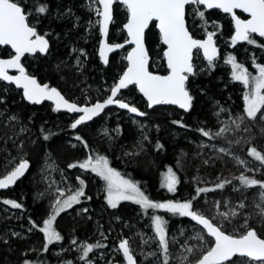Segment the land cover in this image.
I'll list each match as a JSON object with an SVG mask.
<instances>
[{
	"label": "trees",
	"instance_id": "obj_1",
	"mask_svg": "<svg viewBox=\"0 0 264 264\" xmlns=\"http://www.w3.org/2000/svg\"><path fill=\"white\" fill-rule=\"evenodd\" d=\"M82 1L83 0H20L26 13L29 14V24H35L34 26L39 34L45 35L46 32L47 34L45 36L49 40V49L45 54L36 53L33 56H25L22 60L23 64L27 71L35 76L40 83L58 88L66 98L69 100L75 99L79 104L83 103L86 98L89 103L95 102L98 97L102 98L101 93H105V90L101 89L100 85H108L111 81H115L126 66L124 54L121 53L125 48L111 54L106 64L100 61L97 50H95L96 41L98 40L96 28H94V32L91 30V36H86V25L84 21L87 18V11L84 10ZM39 3H47L48 11L46 13L39 14L35 12V8ZM203 11L207 21L210 20L216 23L215 35L219 40L222 41V39H224L232 42L231 20L227 14H223L218 10L203 9ZM126 18V10H123L121 4L115 2L113 6V20L115 19L119 24H123ZM186 20L187 27L191 34L196 38H202L204 34L199 33V29L201 28H197L196 25L198 22H202L201 27L205 28L204 21L201 20L199 16L197 19L193 20L189 12V5L186 7ZM117 28L118 25L115 26L113 24L109 30L108 38L111 42H122L125 39L124 31L122 29L116 31ZM257 40L264 42V38L260 39L257 37ZM145 43L150 56V70L158 73H165L167 69L164 61H162L161 67L157 70H155L151 64L154 53L156 51L163 52L164 48L159 41L158 32L155 27V22L153 21L145 32ZM242 43L243 42H236V45L240 46ZM8 52L9 49L7 47L2 48L1 56H7ZM195 55L196 52L193 53V62L196 61L194 58ZM76 56L80 57L84 63L82 70L78 74L70 68L71 65L67 64ZM218 61H220V59H218ZM203 62L206 64V68L202 72H195L194 75H190L189 79L186 81V88L194 98L191 108L187 112H183L169 105H158L148 110L144 99L136 91L135 86H128L121 91V93L130 98V103L143 109L147 116L151 115V118L159 122L162 127L157 133H152L150 135V142L145 144L147 148L143 153L135 155L130 154L128 156L123 152L126 149H130L129 151L131 152V143L136 139V132L128 122L123 119L113 121L111 116L105 119L109 127L115 125L117 128V135L114 136L115 145H113L111 154L108 155L111 165L123 176L136 182L149 198L157 197L155 196L156 194H162L164 188L158 180L162 177L161 174L163 170L167 168H171L177 173L179 185L177 189H179L178 187L180 186L184 189L186 187L189 189L188 192L194 188V186L188 184L191 178L197 180V185L201 184L199 179L204 178L206 179L205 181L208 182H225V176H228L229 172L234 170L232 168L231 157L222 152L210 150L195 153L191 151V148L186 142L189 138L187 133H191L190 129L192 124L209 122V113L212 110L211 104L213 102H217L225 107L230 106L238 111L243 109L241 92L237 86V81L232 79L229 68L218 67V65L214 63L210 64L206 59H203ZM194 69L196 70L197 68L194 67ZM84 79L85 82H88L92 87V92H87L86 95H83L78 87L79 81ZM72 87L78 88L75 89ZM98 91L100 93H98ZM0 98H3V103H0V109H5L10 113H14L18 121L20 120L19 122L21 124L29 128L37 139V143L33 144L26 138L27 136L19 137L14 140L13 144L9 141L6 143L0 141V158L8 151L16 155H20L23 152L27 155L24 159L30 162L29 169L25 176L17 181L11 188L0 194V197H7V200L19 203L21 205L19 209L24 212L21 220L0 218V226H4L5 229H22V232L25 233V238L12 236L9 233L5 234V243L1 246V250H3L8 259L1 260L0 257V264H15L20 263V261L22 264H25V261L31 263L33 258L36 260V262L33 261V264H49L51 263L49 260V253L41 249L40 230L37 228L39 222L46 216L49 200L45 198H33L34 188L31 182H29V177L34 170V165H39V161L41 157H43L45 151H49L60 163L65 164L68 160L72 159L77 151L81 153L82 149L70 150L65 145L64 137H66L65 135L68 134L67 132L69 130L67 128V119L64 118V111H58L54 109L51 104L45 102L41 105L29 104L24 100L20 90L14 94L11 91V86L1 84ZM112 110H114L113 107L107 109L102 115L87 124L92 127L94 124L99 123V121L104 120L102 116ZM164 110H170L173 113L171 115L165 114L163 112ZM121 113L122 112H119V114ZM246 124L248 129L246 132L241 133L243 136L241 138L240 147L234 144V138H229L228 140V144H230L233 149L239 152L243 151L244 153L249 145L248 142L250 137H248V133L253 134L254 138L252 140L257 144L264 143V135L261 136L260 134L264 132L262 130V128L264 129V124L258 120V117L246 121ZM169 126L175 128V135L169 133ZM27 128L24 132L27 131ZM74 130H77V128ZM7 133H5L6 136ZM45 135L49 137L47 140L44 139ZM92 139L94 138H87L89 144H93L96 148H101L102 151H107L103 142H95ZM157 145L161 147H157ZM116 150L119 151L121 160L119 159L120 157H115ZM166 166L167 168H165ZM256 171H258L260 175H264V169H257ZM255 187L258 186L245 187V191H242V196L245 197L246 200H249V202L245 204L242 214L243 218H246L247 224L250 227L256 228L257 233L264 238V228L263 230L261 229L262 231H260V228L258 229V227H263L258 212H256L250 204V199H252L254 195L252 191ZM176 193H168V195L171 197L176 195ZM90 201L91 205L95 206L94 203L96 200L92 198ZM209 202L211 203L210 200ZM210 203L208 205H210ZM3 205L15 209V207H12L10 204L3 203ZM123 206L124 204H119L113 210V214L117 219L116 223H118V225H116L118 227L122 226L123 219L131 220V223L138 220L142 221L145 212L135 214L132 212V207L123 208ZM204 209L206 211H202L208 214L207 209ZM60 216L63 215L61 214ZM80 220L83 221V219ZM171 220L176 221V218H171ZM231 220L233 226L241 228L237 218L232 217ZM78 222L72 223L75 229L71 232L72 234H77V237H80L84 234L86 229H88V231L90 230L91 220L84 221L81 225L78 224ZM225 227L226 228L223 230L226 231L228 226ZM107 242L108 240L105 241L102 248L107 245ZM237 260H235V264Z\"/></svg>",
	"mask_w": 264,
	"mask_h": 264
},
{
	"label": "rangeland",
	"instance_id": "obj_2",
	"mask_svg": "<svg viewBox=\"0 0 264 264\" xmlns=\"http://www.w3.org/2000/svg\"><path fill=\"white\" fill-rule=\"evenodd\" d=\"M82 2L84 4V10L87 11H85L87 13V18L84 21V24L86 25V36H91V30L92 32H94L93 30L94 28H96L98 40L96 41L95 50H98L100 41V17L96 14V9L100 8L96 0H83ZM122 8L123 10L125 9L124 6H122ZM195 9L203 11L204 8L201 5H189V12L193 20L197 19V17L199 16ZM113 24L115 26L118 25L116 31L122 29V24H119V22L115 19L112 21L111 27ZM201 25L202 22H198L196 27L201 28L199 29V33L204 34V36H206L208 32H216V23L210 20H208L207 25H204L205 28L201 27ZM231 29L233 33L232 23ZM46 34L47 33L45 32V35ZM214 37L220 49V57H217L214 61H212V63L218 65V67L221 66L229 68L232 76V65L230 63H226L228 57L232 56L235 58V63L243 65V67L247 70L251 77L259 75V70L256 65H264V47H262L264 46V42L256 40L253 37L256 40V43L250 44L247 41H243L242 45L238 46L236 45V43L234 44L233 42H229L228 40L222 39V41H220L216 35H214ZM121 53L125 56L126 48L125 50L121 51ZM194 58L196 61L193 62V65L197 68L195 72H202L206 68V64L203 62L204 58L199 51H196V55ZM218 59H220V61H218ZM162 61H164L163 52L156 51L151 59L152 67L157 70L161 67ZM67 64L71 65L70 68H72L76 74L80 73L84 66L82 59L78 56L74 57L70 61V63L68 62ZM116 79L115 81H111L108 85H100L101 89L105 90V93H101L102 98L98 97V99L95 101L102 100L108 95L111 87L116 82ZM79 82L81 83L78 84L79 91L83 95H86L87 92H92L91 85L88 82H85V79ZM0 84L11 86V91L14 94H16L18 91L12 85H8L3 81H0ZM237 86L239 88V91L241 92L243 109L238 111L230 106L225 107L221 104H218L217 102H213L211 104L212 110L209 113V122H198L197 124H192L190 129L191 133H187L189 138L187 139L188 141H186L192 152L201 153L210 150L222 152L225 155L231 157V163L233 165L232 168L234 170L232 172L230 171L228 176H225L228 183H225L224 181L208 182L205 181L206 179L204 178L199 179V181H201V184L197 185V180L191 178L188 181V184L194 186V188L190 192H188V188L185 187L184 189L182 186L178 187L179 189H177V186H179L178 183L175 190L177 193L175 191L169 192L167 187L163 186L165 174L169 169L166 166L165 168L167 169L163 170L161 174L162 177L158 180L159 182H161L160 184L164 188L162 194H156L155 196L157 197H151L150 199L154 202L165 203L167 201L186 202L193 197H196V199L193 201V210L197 211L198 213L204 214L208 218H211L216 224L222 225L223 229L226 228L225 226H228V229H226L227 232L239 235L240 233L246 231L245 225H247L248 228H252L255 230L256 228L250 227L247 224L246 218H243L242 212L245 208V204L249 202V200H246V198L242 196V191H245V186L241 185L238 177H240L241 174H244L250 178L264 181V175H260L259 172L256 171L257 169L263 170L264 164H262L260 161L256 160L252 155L249 154V150L253 147L256 148L257 151L261 154H264V143L257 144L252 140L254 138L253 134L248 133V137H250L248 142L249 145L245 153L243 151L239 152L233 149L232 146L228 144L229 138H234V144L237 145V147H240L241 138L243 136L241 133L246 132L248 129L246 121L252 120L251 118L246 117V105L244 101V95L250 89L249 87H246L241 81H237ZM78 87L72 88L76 89ZM98 93L100 92L98 91ZM119 98L130 103V98L123 93H120ZM84 100V104L93 103H89L87 101V98ZM73 101L77 102V100L75 99H73ZM113 108L114 110L102 116L104 120L99 121V123L94 124L92 127L87 123L78 125L77 130H74L71 127L76 116L64 112V118L67 119V128L69 130L67 132L68 134L65 135L66 137H64L65 145L70 150H78L79 148H81V153L80 151H77L72 159L68 160L64 164L60 163L57 158H55L54 155H52L49 151H45L43 157H41L39 161V165H34V170L29 177V182H31V185L34 188L33 198H45L49 200V206L47 207L46 211L47 213L43 220L48 219L49 216L53 214L52 206L57 199L63 201L81 187L83 188L84 192V195L80 197L79 202L74 203L71 207L65 209L63 212L57 215L56 219L53 221V229L59 232V234L62 236V239L60 241H53L51 244H49L45 238V234L40 231L41 249L42 251H48L49 260L51 261V263L49 264H69V262H71V264H112L113 262L124 263L122 255L117 247L118 242L123 239H126L128 241L130 251L134 255L137 264H162L164 259V252L160 246L159 237L155 232L152 220V217L156 215L161 216L162 219L166 221L164 225L165 234L166 240L169 244V254L171 257L169 264H179V259L183 256L191 257L192 254L186 251L188 247L195 249L197 254L202 253L204 249L209 246V242H211L212 239L208 237L198 225L193 223L190 217L174 215L164 209L145 210L141 205L137 204L133 200H122L117 204V206L119 204H124L123 208L132 207L131 209L133 213L140 214L139 212H145V215L144 217H142V221L138 220L133 223H131V220L123 219L122 226L118 227V223H116L117 219L113 214V210L115 208H112L107 202L106 181L99 175H97V173L93 172L91 168L83 169L78 166L89 156H92L93 159L98 156H103L108 160L109 167L114 168L110 163L108 155L111 154L113 145H115L114 136L117 135V128L115 125L109 127V125L105 121V119L109 118L110 116L113 121L118 119L125 120L131 125L132 128H134L136 132V139L131 143L132 153L129 151L130 149H126L125 151H123L128 156L130 154L135 155L138 153H143L147 148L145 144L150 142V135L152 133H157V131L161 130L162 128L159 122L151 118V115L147 116L145 114L144 117H137L135 115L129 114L126 111H121L115 107ZM221 109H223V111H221ZM119 112L122 113L119 114ZM163 112L169 115L173 113L170 110H164ZM13 116L16 117L14 113H10L5 109H0V141L2 143H6L9 141L13 144L14 140L18 139L19 137L27 136L26 138H28L31 144L37 143L35 134L30 131L29 128L21 124L19 122L20 120L18 121L17 117L15 120L10 119V117ZM241 116L245 117L242 122L238 119ZM257 117L258 120L264 124V120L260 119V114H258ZM237 125L239 126L237 127ZM26 128L27 131L24 132ZM221 128H226L227 131H225L220 136H215L214 134ZM200 129L209 131L213 133V135L210 137H205L200 132ZM168 130H170L169 133L175 135L176 131L174 127L169 126ZM262 130L264 131L263 128ZM5 131H7L8 133ZM5 133H7V136L5 135ZM260 134L261 136H263L264 132ZM77 137H80L81 139H77ZM87 138H94L92 140L95 142H103V144L106 146L107 151H102L101 148L99 149V147L96 148L93 146V144H89ZM221 149H224L225 151H221ZM118 150L115 151L116 158L120 157ZM26 156L27 155H25V153L23 152L20 155H16L11 151L5 152L0 158V177L13 169L20 162V160L26 158ZM119 159L121 160V157ZM239 161H244V163H240ZM72 164H76L77 167H69V165ZM174 172L176 173V171ZM123 177L125 179H129L125 176ZM81 181H83V184H81ZM220 183H223L224 186L222 188H217L216 185ZM197 188H206L209 189V191L200 193L197 196ZM261 191H264V189H261L259 186L255 187V189L252 191L254 195L252 199H250V204L253 206V209L258 212L261 224L263 225V227H258V229L260 228V231H262L264 228V216L260 214V208L257 207V205L264 206V201H262L260 198ZM61 193L63 194L61 195ZM168 193H176V195L170 197ZM6 198L2 196L0 197V218H14L17 220H21L23 218L24 212L19 208L14 209L5 207L3 203L5 200H7ZM92 198L96 200L94 203L96 208L94 205H91L90 200ZM209 200L211 201V203L209 202ZM208 202L210 203V205H208ZM204 208L207 209L208 214L202 211H206ZM85 209L87 211H85ZM233 212L235 213V215L231 214ZM221 213H229L228 218L225 219L221 215ZM61 214L63 216H60ZM232 217L238 219V224L241 226V228H238L237 226H233L231 224ZM171 218H176V221L171 220ZM80 219H83V221ZM43 220H41L37 225V228L39 230L41 227H43ZM90 220V231L86 229L84 234L82 231L83 235L80 237H77V234H72L71 231L75 229L72 223L79 221L78 224L81 225V223H83L84 221ZM8 233L12 236H20L25 238V233L22 232V229H5L4 226H0L1 260L8 259L3 250H1V246L3 245V243H5V234ZM14 233L18 235H13ZM198 235L203 236V240L197 239ZM74 240L76 241L75 244H73ZM106 240H108V242L106 243L107 245L102 248ZM84 243H99L102 246L94 248L86 258L81 259L83 255L81 246ZM151 253H155V255H150ZM241 260L242 258L238 259L236 261V264H241ZM33 261L36 262L35 258H33ZM33 261L30 264H33ZM15 264L22 263L20 261V263Z\"/></svg>",
	"mask_w": 264,
	"mask_h": 264
},
{
	"label": "snow or ice",
	"instance_id": "obj_3",
	"mask_svg": "<svg viewBox=\"0 0 264 264\" xmlns=\"http://www.w3.org/2000/svg\"><path fill=\"white\" fill-rule=\"evenodd\" d=\"M96 2L103 6L102 11L96 9V14L102 17L99 21L100 32L107 36L108 26L112 20L114 0H96ZM121 2L128 12L127 23L124 24V28L127 30L130 39L126 40L125 43L117 44H108L106 41H102L100 56L107 63V53L112 52L114 49H122L125 44H134L135 46L127 53V70L120 76L118 83L111 87V94L103 102L97 101L91 106H78L76 103H70L56 88L49 87L48 84L38 83L34 76L25 71L21 64V57L26 53L47 52L49 41L45 38V35L37 32L35 26H30L28 23L29 14L21 6L20 0H0V45L11 46L15 52L8 59L0 58V80L12 82L17 87L22 88L24 98L30 102L40 103L45 99L55 100L57 110L66 108L71 112L82 113L71 125L75 129L78 125L92 120L106 106L111 104H117L120 108L128 109L131 113L144 116L145 113L139 112L136 107H130L129 103L116 98L117 93L130 84L138 85L139 90L147 97L149 107L162 103L179 105L180 108L185 110L191 107L194 98L186 88V81L189 79V75L195 74L191 63L192 50L195 48L203 49L204 55L211 64L216 49L213 45L214 32H208L206 40L194 39L189 33L185 24L186 5H203L207 9H221L223 12L231 14L235 21V35L232 37L234 44L237 40L254 44L256 43L253 38L254 34L264 37V0H121ZM235 9H241L243 12L248 13L250 18L241 19L234 11ZM47 11V3H39L35 8V12L39 14H44ZM195 11L204 21V24L207 25L208 21L205 19L204 11L199 9H195ZM154 20L158 21L160 38L162 43L166 45L163 55L167 60V75H159L149 71V56L144 45V33L150 22ZM226 63L232 65L233 79L241 81L250 89L244 95L246 117L255 119L260 114V119L264 120V65L257 64L259 75L251 77L243 65L235 63L234 57L229 56ZM9 69H16L19 74L10 75ZM0 103H3V98H0ZM244 118V116H241L238 119L242 122ZM10 119L15 120L16 117L13 116ZM225 131H227L226 128H221L214 135L220 136ZM200 132L205 137L213 135V133L204 129H200ZM48 138L47 135L44 136L45 140ZM77 139L81 138L77 137ZM157 147L161 146L157 145ZM221 151L225 150L221 149ZM249 154L264 164V154L258 152L256 148H251ZM239 162L244 163V161ZM28 166L26 159L20 160L12 171H9L7 175L0 179V189L7 188L15 183L24 174ZM78 166L83 169L91 168L93 172L106 181L107 202L112 208H116L122 200H133L145 210L164 209L174 215L190 217L193 221L202 225L207 230L208 235L214 239L200 254H197L195 249L188 247L186 251L192 254L191 257L183 256L179 259V264H235V260L241 258V264H264V238H261L255 229L248 228L245 225L246 231L239 235L226 232L223 230L222 225L214 223L211 218H207L204 214L193 210V201L196 197L186 202H154L145 195L136 182L125 179L116 169L109 167L108 160L103 156H98L95 159L89 156ZM69 167H77V165L72 164ZM238 179L241 185L245 187L259 186L264 189V181L250 178L244 174H241ZM177 183L176 173L169 168L165 174L163 186L167 187L169 192H174ZM225 183H228V181H225ZM81 184H83V181H81ZM223 186V183L216 185L217 188ZM206 191H209V189L197 188L196 194L198 196ZM83 195L84 192L81 187L63 201L60 199L55 201L52 206L53 214L48 219L43 220V227L40 228L49 244L62 239L59 232L52 227L56 216L71 207L72 204L79 202L80 197ZM260 198L264 201V191H261ZM4 203L15 208L21 207L19 203L11 200H5ZM257 207L260 208V214L264 216V206L257 205ZM85 211L87 210L85 209ZM231 214L235 215L234 212ZM221 215L227 219L229 213H221ZM152 220L155 232L159 237L160 246L164 252L162 264H169L171 257L165 234L164 225L166 221L159 215L153 216ZM13 235L18 234L14 233ZM197 239L203 240V236L198 235ZM75 243L74 240L73 244ZM101 246L99 243L82 244L83 255L81 259L86 258L94 248ZM119 247L123 250L127 264H136L128 246V241H122ZM150 255H155V253ZM25 264H30V262L25 261Z\"/></svg>",
	"mask_w": 264,
	"mask_h": 264
},
{
	"label": "water",
	"instance_id": "obj_4",
	"mask_svg": "<svg viewBox=\"0 0 264 264\" xmlns=\"http://www.w3.org/2000/svg\"><path fill=\"white\" fill-rule=\"evenodd\" d=\"M115 2H118L119 4H121L122 6H124L125 7V5L121 2V0H114V2H113V5H112V20H111V22L109 23V26H108V33H107V36H105L104 34H102L101 32H100V41H99V45H98V50H97V54H98V57L100 58V61L101 62H103L104 64H106L105 62H104V60L101 58V56H100V47H101V42L102 41H106L108 44H117L116 42L115 43H113V42H109V39H108V34H109V30H110V26H111V23H112V21H113V6H114V4H115ZM99 5V8H100V10L102 11L103 10V6L102 5H100V4H98ZM22 6V5H21ZM188 5H186V7H187ZM205 10H218V11H220L221 13H223V14H227L228 16H229V18H230V20H231V23H232V26H233V33H232V37L235 35V21L233 20V18H232V15L231 14H229V13H225V12H223V10H221V9H207L205 6H203V5H201ZM23 7V6H22ZM125 9H126V7H125ZM126 11H127V9H126ZM235 12H236V14L238 15V16H240V18L241 19H249L250 18V15L248 14V13H245V12H243L241 9H235L234 10ZM100 17V16H99ZM127 18H128V12H127ZM102 19V17H100V20ZM152 22V21H151ZM150 22V23H151ZM153 22H155V27H156V30H157V32H158V35H159V39H160V42H161V44L164 46V48H163V53H164V51L166 50V45H164L163 43H162V40H161V38H160V32H159V28H158V21H153ZM29 23V22H28ZM127 23V19H126V21L123 23V25H122V29H123V31H124V33H125V36H126V38H125V40L124 41H122V42H119V43H125V41L126 40H128V39H130V37H128V34H127V30L124 28V24H126ZM185 24H186V27H187V21H186V8H185ZM150 25V24H149ZM30 26H33V25H31L30 24ZM188 28V27H187ZM146 30L147 29H145V32H146ZM99 31H100V24H99ZM188 31H189V33L191 34V32H190V30L188 29ZM42 35V34H41ZM192 35V34H191ZM255 35H257L258 36V34H255ZM193 36V35H192ZM45 38L46 39H48L46 36H45ZM193 38L194 39H197V40H206L207 39V35L205 36V37H203V38H196V37H194L193 36ZM264 38V37H263ZM49 41V40H48ZM237 42H242L241 40H237ZM144 45H145V48H146V50H147V52H148V49H147V46H146V43H145V33H144ZM213 45H214V47H215V49H216V54H215V56H214V59H213V61L219 56V54H220V50H219V46L217 45V43H216V39H215V37L213 36ZM135 45L134 44H125V46H124V48H127V50H126V53H125V62H126V66H125V69L122 71V73L118 76V78H117V80H116V82L115 83H118V81H119V78H120V76H122L123 75V73H124V71H126L127 70V66H128V61H127V59H126V56H127V53L129 52V51H131V49H132V47H134ZM5 47H7L8 49H9V51H10V53H11V55L9 56V57H1L0 56V58H2V59H8V58H10L12 55H14L15 54V52H14V49H12L11 48V46H4V45H0V49L1 48H5ZM49 49V48H48ZM121 49H114L112 52H109V53H107V58L109 59V56L111 55V54H113V53H116V52H118V51H120ZM199 51L200 52V54L202 55V57L204 58V59H206V60H208L207 59V57L204 55V51H203V49H200V48H195V49H193L192 50V59H193V53L195 52V51ZM36 53H40V52H36ZM36 53H26L25 55H30V56H33V55H35ZM46 53V52H45ZM45 53H42V54H45ZM24 55V56H25ZM24 56H22L21 57V64L23 65V67L25 68V71L29 74V75H31V76H33L32 74H30L28 71H27V69H26V67H25V65L23 64V62H22V60H23V58H24ZM148 56H149V52H148ZM163 57H164V55H163ZM164 63H165V67H166V69H167V60H166V58L164 57ZM191 63L193 64V61L191 60ZM149 64H150V56H149ZM193 67H194V65H193ZM195 70V69H194ZM149 71H151V72H153V73H155V74H159V75H167L168 74V69H167V71L165 72V73H158V72H155V71H153V70H150V68H149ZM9 74L10 75H18L19 73H18V71L16 70V69H9ZM35 77V76H34ZM36 78V77H35ZM36 80H37V82L38 83H40L39 81H38V79L36 78ZM0 81H2V80H0ZM4 83H6V84H8V85H12L15 89H17V90H20L21 91V93H22V96H23V89L22 88H19V87H17L14 83H12V82H7V81H3ZM114 83V84H115ZM40 84H45V83H40ZM135 86V88H136V91L142 96V98L144 99V101H145V103H146V107H147V109L148 110H151L152 108H154V107H156V106H158V105H169V106H173V107H176L178 110H181V111H183V112H187L189 109H187V110H185V109H182V108H180L179 107V105H175V104H157V105H153L152 107H149L148 106V100H147V97H145L144 96V94L139 90V87H138V85H135V84H130V85H128V86ZM49 87H54V86H49ZM54 88H56V87H54ZM59 92H60V90L58 89V88H56ZM124 89H126V88H124ZM124 89H121L120 90V92L119 93H117V99H120L119 98V95H120V93H121V91L122 90H124ZM188 90V89H187ZM189 91V90H188ZM61 93V92H60ZM189 93H190V91H189ZM111 93H110V91H109V93H108V95L104 98V99H106L109 95H110ZM191 94V93H190ZM61 95H63L62 93H61ZM64 96V95H63ZM65 97V96H64ZM23 98H24V96H23ZM65 99H67L70 103H76L78 106H91L92 104H95L97 101H95V102H93V103H90V104H84V103H81V104H79V103H77V102H74L73 100H69L68 98H66L65 97ZM104 99H102V100H99L100 102H103V100ZM24 100L27 102V103H29V104H35V105H41L42 103H49V104H51L52 106H53V108L54 109H56L57 110V108H56V102H55V100H47V99H45V100H42L40 103H33V102H30V101H28L27 99H25L24 98ZM122 100V99H121ZM124 101V100H123ZM125 103H129V102H127V101H124ZM129 105H130V107L131 106H134V107H136L138 110H139V112H143V113H145L142 109H140L139 107H137V106H135V105H133V104H131V103H129ZM112 107H115V108H117V109H119V110H121V111H126V112H128L129 114H131V115H135V116H137V117H144V116H140V115H138L137 113H131L128 109H122V108H120L117 104H111V105H108V106H106L97 116H95L92 120H94L95 118H97V117H99L100 115H102L107 109H109V108H112ZM58 111H64V112H67L68 114H70V115H75L76 116V118H75V120L76 119H78L79 118V116L82 114V113H78V112H71V111H69L68 109H66V108H61V109H59ZM75 120H74V122H75ZM92 120H90V121H86V122H84V123H82V124H86V123H89V122H91ZM73 122V123H74ZM27 160V159H26ZM28 161V160H27ZM28 164H29V166H30V162L28 161ZM29 166L26 168V170H25V172H24V174L22 175V176H20L16 181H15V183L17 182V181H19L23 176H25V174L27 173V171H28V169H29ZM15 168V167H14ZM13 168V169H14ZM13 169H11L10 171H12ZM9 172V171H8ZM7 172V173H8ZM7 173L5 174V175H7ZM5 175H3V176H1L0 177V179H2ZM15 183H13V184H11V185H9L7 188H3V189H0V193L2 192V191H6L7 189H9L10 187H12L13 185H15ZM208 218V217H207ZM193 221V220H192ZM193 223H195L196 225H198L204 232H205V234L207 235V236H209L208 235V233H207V230L206 229H204L203 228V226L202 225H199L197 222H195V221H193ZM210 237V236H209ZM212 240L214 239V238H212V237H210ZM262 238V237H261ZM124 240H126V239H123V240H121L119 243H118V249H119V251H120V253H121V255H122V258H123V261H124V263H119V262H113L112 264H127V260H126V258L124 257V255H123V250L122 249H120V247H119V245H120V243L122 242V241H124ZM129 246V245H128ZM130 248V247H129ZM132 253V252H131ZM133 255V254H132ZM133 258H134V261H136V259H135V257H134V255H133ZM136 264H137V261H136Z\"/></svg>",
	"mask_w": 264,
	"mask_h": 264
},
{
	"label": "flooded vegetation",
	"instance_id": "obj_5",
	"mask_svg": "<svg viewBox=\"0 0 264 264\" xmlns=\"http://www.w3.org/2000/svg\"><path fill=\"white\" fill-rule=\"evenodd\" d=\"M126 19H127V18H126ZM122 25H123V24H122ZM255 36H256V37H255ZM257 37H258V36L254 34V38H255L256 40H257ZM258 38L263 39L262 37H258ZM110 42H111V41H110ZM242 42H243V41H242ZM216 43H217V42H216ZM1 49H2V48H1ZM1 49H0V56H1ZM10 55H11V53H10V51H9V52L7 53V56H1V57H9ZM25 56H30V55H25ZM25 56H24V57H25ZM5 174H6V173H5ZM5 174H4V175H5ZM10 188H11V187H10ZM2 192H4V191H2ZM2 192H1V193H2ZM1 193H0V194H1ZM118 243H119V242H118ZM117 247H118V244H117ZM119 263H121V262H119Z\"/></svg>",
	"mask_w": 264,
	"mask_h": 264
},
{
	"label": "bare ground",
	"instance_id": "obj_6",
	"mask_svg": "<svg viewBox=\"0 0 264 264\" xmlns=\"http://www.w3.org/2000/svg\"><path fill=\"white\" fill-rule=\"evenodd\" d=\"M186 21H187V20H186ZM113 43H115V42H113ZM116 43H119V42H116ZM217 45H218V44H217ZM122 49H123V48H122ZM122 49H121V50H122ZM121 50H120V51H121ZM126 50H127V48H126ZM118 52H119V51H118ZM240 124H241V123H240ZM28 161H29V160H28ZM89 231H90V230H89Z\"/></svg>",
	"mask_w": 264,
	"mask_h": 264
}]
</instances>
